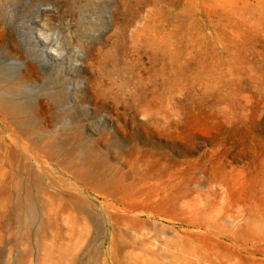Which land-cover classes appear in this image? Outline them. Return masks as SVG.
Returning <instances> with one entry per match:
<instances>
[{
	"label": "rangeland",
	"instance_id": "obj_1",
	"mask_svg": "<svg viewBox=\"0 0 264 264\" xmlns=\"http://www.w3.org/2000/svg\"><path fill=\"white\" fill-rule=\"evenodd\" d=\"M0 264H264V0H0Z\"/></svg>",
	"mask_w": 264,
	"mask_h": 264
}]
</instances>
